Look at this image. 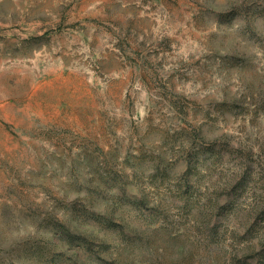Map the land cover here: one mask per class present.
Wrapping results in <instances>:
<instances>
[{
    "label": "rangeland",
    "instance_id": "374dc122",
    "mask_svg": "<svg viewBox=\"0 0 264 264\" xmlns=\"http://www.w3.org/2000/svg\"><path fill=\"white\" fill-rule=\"evenodd\" d=\"M0 264H264V0H0Z\"/></svg>",
    "mask_w": 264,
    "mask_h": 264
}]
</instances>
